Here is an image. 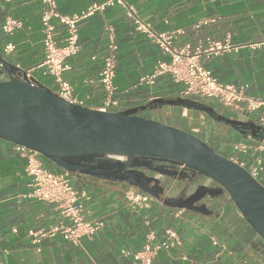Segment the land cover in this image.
Here are the masks:
<instances>
[{"label": "crops", "instance_id": "crops-1", "mask_svg": "<svg viewBox=\"0 0 264 264\" xmlns=\"http://www.w3.org/2000/svg\"><path fill=\"white\" fill-rule=\"evenodd\" d=\"M107 1L56 0V3L62 15H74ZM123 1L155 31L180 30L175 46L190 45L193 50L201 47L197 61L218 81L246 86L248 98L264 101V0ZM44 10L42 0H0V55L23 73L44 60L41 20ZM8 18L22 23L12 36L2 30ZM52 24L56 40L63 44L67 36L65 26L58 19H53ZM110 28L114 30L118 47L115 85L120 101L113 111H125L155 99L181 97L184 87L175 84L168 74L159 77L153 86L138 85L140 78L154 73L158 61L169 58L145 34L136 31L127 10L116 4L97 12L79 27L81 50L70 60L71 69L64 75L75 99L91 109L103 107L105 96L99 74L109 54ZM209 41L228 47L210 50ZM9 44L15 45V50L6 53ZM32 78L57 93L53 78L42 71L32 72ZM203 104L244 122H256L263 113V109L249 113L248 102L239 111L227 109L216 101ZM157 108L155 118L177 122L199 136L234 135V130L214 122L206 113L163 105ZM208 144L224 156L232 154L234 146L214 140ZM260 147L238 156L249 164L261 159L264 165V151ZM25 165L14 144L0 139V257L4 264H135L131 254L141 251L148 243L155 245L167 240L169 231H174L180 242L160 251L153 264H264L263 243L234 212L224 210L228 202L225 195L208 203L209 209L218 214L212 217L175 209L155 200L146 209L134 210L126 198L127 187L74 174L72 186L83 194L79 200L81 216L86 222H101L102 230L91 238H83L78 245L54 237L36 247L31 243L30 230H49L60 222L70 221L62 216L58 206L28 196L31 189ZM46 166L55 172L63 171L48 161ZM170 183L168 198L178 195L183 185L179 181ZM122 251L130 255L125 257Z\"/></svg>", "mask_w": 264, "mask_h": 264}, {"label": "water", "instance_id": "water-1", "mask_svg": "<svg viewBox=\"0 0 264 264\" xmlns=\"http://www.w3.org/2000/svg\"><path fill=\"white\" fill-rule=\"evenodd\" d=\"M158 105L206 113L214 122L234 130V135L199 136L177 122L155 118ZM259 135H264V128L255 121L234 120L212 107L180 97L155 99L119 112L80 106L28 79L0 55L1 140L34 150L71 175L123 185L126 192L175 209L218 216L208 203L226 195L224 210L234 212L264 245V187L246 169L208 144L214 140L247 147L264 146ZM148 159L169 167L161 169L138 162ZM173 167L177 171H171ZM187 172L206 179L214 188L180 204L167 202L172 185L165 179L183 181L189 177Z\"/></svg>", "mask_w": 264, "mask_h": 264}, {"label": "built area", "instance_id": "built-area-1", "mask_svg": "<svg viewBox=\"0 0 264 264\" xmlns=\"http://www.w3.org/2000/svg\"><path fill=\"white\" fill-rule=\"evenodd\" d=\"M42 1L45 6L41 19L44 60L39 66L25 73L28 79H33L32 72L40 70L45 76L53 78L57 86V93L62 98L71 103L84 106L82 101L74 98L73 88L64 78L65 73L71 69L70 60L81 50L79 27L82 22L97 12H104L107 8L120 4L124 6L128 16L134 21L136 31L145 34L158 46L161 53L169 58L165 61H158L152 75L139 79V86H153L159 77L168 74L175 84L184 87L180 97L182 99L199 104L216 101L223 107L235 111L241 110L242 104L248 102L247 109L249 113H255L259 109H263V113L258 116L256 123L264 128V101L248 98L245 94L246 86L237 87L218 81L211 71L198 63L197 58L201 54V47L193 50L190 45L175 46V40L182 33L180 30L165 33L155 31L152 25L143 21L133 7L126 5L123 0H109L103 4L92 5L85 11L74 15H62L58 11L56 0ZM53 19H58L66 28L67 36L63 44H60L55 38ZM21 27L22 23L20 21L8 18L2 30L6 35L12 36ZM110 33L109 54L105 58L103 68L99 74V83L105 96L103 107L100 110L104 111H113L120 104L118 90L115 85L118 47L115 43L114 30L111 28ZM208 44L210 50L228 47L212 41H209ZM14 50L15 45L13 44H9L5 48L6 53H11ZM14 146L26 161L25 176L29 180L28 186L31 189L28 196L58 206L62 216L70 221L69 224L60 222L49 230H30L28 234L34 246L39 247L45 239L54 237H61L73 245H78L83 238H91L102 230L103 224L101 222H86L81 216L82 206L79 200L83 194L81 195L72 186L71 174L66 171H52L47 168V161L39 153L22 146ZM253 149V147L245 145H234L232 154H227L225 157L246 169L264 187L263 161L258 159L249 164L238 156L247 154ZM260 149L264 151V146H261ZM126 198L129 206L134 210L146 209L151 202L148 197L129 191L126 193ZM13 232L16 233L17 229H13ZM153 239V237H150V240ZM178 242L180 241L177 234L174 231H169L167 240L155 245L148 243L141 251L131 254V257L134 259L135 264H153L160 251L172 248ZM3 253L7 255L9 251L3 250ZM122 255L128 257L130 254L122 251ZM0 264H4L1 257Z\"/></svg>", "mask_w": 264, "mask_h": 264}, {"label": "flooded vegetation", "instance_id": "flooded-vegetation-1", "mask_svg": "<svg viewBox=\"0 0 264 264\" xmlns=\"http://www.w3.org/2000/svg\"><path fill=\"white\" fill-rule=\"evenodd\" d=\"M199 132V131H197ZM259 137H261L264 140V135H259ZM211 146V145H210ZM140 164L145 165V166H149V167H162L161 169H163L164 167H169L167 164L164 163H159L155 160H140L138 161ZM167 169V168H164ZM171 171H177V168L175 169V167H173L171 169ZM146 174H149L150 176H155V174L153 173H149L146 172ZM189 177L183 181H179V180H169V179H165L168 182H172V184H175L176 181L179 182H183V185L179 191L178 195H175V197H172L170 195V197L167 199V202L171 203V204H180L185 202L186 200H188L190 197L192 196H202L206 193L207 190L214 188V186H212L206 179L204 178H200L199 176H194V173L192 172H187ZM162 179H164V177H160ZM174 188H178V185ZM202 188L199 192L198 190ZM174 190V189H173ZM172 190V192H173ZM226 196V195H225ZM206 198H209V196H206ZM201 203H204V199L201 200Z\"/></svg>", "mask_w": 264, "mask_h": 264}, {"label": "trees", "instance_id": "trees-1", "mask_svg": "<svg viewBox=\"0 0 264 264\" xmlns=\"http://www.w3.org/2000/svg\"><path fill=\"white\" fill-rule=\"evenodd\" d=\"M41 84V83H40ZM41 85H43V84H41ZM44 87H46L45 85H43ZM47 88V87H46Z\"/></svg>", "mask_w": 264, "mask_h": 264}, {"label": "rangeland", "instance_id": "rangeland-1", "mask_svg": "<svg viewBox=\"0 0 264 264\" xmlns=\"http://www.w3.org/2000/svg\"><path fill=\"white\" fill-rule=\"evenodd\" d=\"M45 160V159H44ZM46 161V160H45Z\"/></svg>", "mask_w": 264, "mask_h": 264}]
</instances>
